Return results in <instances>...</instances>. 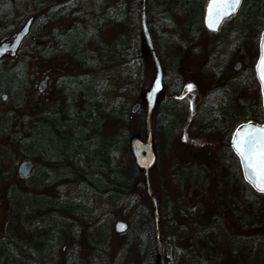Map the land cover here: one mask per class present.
<instances>
[{"label": "trees", "instance_id": "trees-1", "mask_svg": "<svg viewBox=\"0 0 264 264\" xmlns=\"http://www.w3.org/2000/svg\"><path fill=\"white\" fill-rule=\"evenodd\" d=\"M25 1H32V8L25 10ZM206 1L147 0L148 26L165 69V84L171 77L175 81L159 93L153 117L157 159L159 163L167 160L161 175L162 193L157 196L158 234L154 201L144 168L136 160L129 127L132 102L150 88L144 79L146 60L153 61L142 28V0H0V24L9 29L34 15L31 31L19 49L28 54L14 63L4 64L0 59V136L17 148L0 141V179L13 173L18 159L35 161L24 185L10 183L4 189L10 211L0 238V264H57L64 243L70 245L64 264H87L73 245L77 237L98 261L110 254L113 220L119 214L129 227L122 232L111 264H158L159 235L161 264H264V192L244 179L230 144L242 122L264 117L254 65L259 55L258 34L264 30V22L256 26L264 18V0H243L222 30V35L238 36L235 45L249 48L254 63L245 73L232 68L216 73L204 69L212 95L194 107L186 84L179 80L185 54L202 51L196 43L206 30ZM57 17L69 18L70 24L54 28L45 44L36 33L44 22ZM223 42L224 36L217 45ZM32 53L67 57L77 65L75 72L58 80L64 105L35 115L26 108ZM112 77L120 84H112ZM109 90L114 91L109 94ZM3 92H8L7 110L2 107ZM144 112L143 107L138 111L146 127ZM183 132L224 136L219 153L236 158L240 182L254 194L233 201L238 224L242 230L262 227L263 231L239 234L219 215L203 222L186 206L184 183L207 186V174L201 165L183 166L171 156ZM230 188H225L227 200ZM189 218L192 226L185 222Z\"/></svg>", "mask_w": 264, "mask_h": 264}, {"label": "rangeland", "instance_id": "rangeland-1", "mask_svg": "<svg viewBox=\"0 0 264 264\" xmlns=\"http://www.w3.org/2000/svg\"><path fill=\"white\" fill-rule=\"evenodd\" d=\"M25 7V10L32 8V1H25ZM15 11L18 12V9ZM68 19L69 18L57 17L56 19L50 21L48 20L47 22H44L42 27L38 25V28L40 26V29L36 34L42 37L40 39L46 44L54 28L70 24ZM263 22L264 18L260 19L256 23V26L259 27ZM23 24L24 23L20 26L18 25L15 29H9L8 27L0 24V41L10 37L13 32L18 30ZM223 25L217 32H213L212 34H208V30L206 29L200 35L199 40L196 43L200 46V50L202 51H199L198 49L189 50L183 59L184 73L182 72L183 74L180 77L179 83L186 84L185 89L187 90L188 96L191 98L194 107L199 105L203 97H210L212 95L211 93L213 89H209L207 86L209 83V75L203 74L204 69L207 68L209 72L213 70L214 73H216L222 69L232 68L236 72L245 73L248 66L251 63H254L252 55L249 53V48L247 50L235 45V41L238 38L237 35H222L223 27L227 26ZM255 35L256 33L254 32L252 36ZM258 35L260 41L261 32ZM222 36H224L225 42L217 45V42ZM27 52L28 51H24L23 53L18 52L15 56L5 55L2 59L3 63H14L16 60L22 59L23 56L27 55ZM31 55V90L26 108L29 110L30 115H35L40 113L45 108H50L51 106L61 107L64 105V97L58 88V80L63 75L75 72L77 65L67 57L44 58L35 53H32ZM237 62H240L239 68H236ZM255 64L256 61L254 65ZM46 75H49L47 86L44 91H40L38 86ZM227 76L229 75L227 74ZM154 77V62L152 59L150 61V59L147 58L144 72L146 84L149 83L151 86ZM109 81L115 85L120 84L117 81V78L114 77L110 78ZM174 82L173 77H171L167 80L166 85L168 87L173 86ZM189 84L194 85V87L189 89ZM112 91L114 90H109V94H111ZM136 100H140L142 102L143 110L146 112V91L143 93L141 98H137ZM4 102L5 103L2 104V107L6 110L9 109L10 105L7 100H4ZM145 112L144 114H146ZM129 127L131 131H133L134 138H141L143 140L146 139L147 129L144 127L138 112L132 115ZM185 136H187V139H185ZM223 137L224 136L215 132H206L199 135H188L183 132V134H180L176 142L173 144L171 148V156H173V158L180 165L191 166L193 164H199L206 170L207 174V186L197 182L187 181L184 183L183 196L185 198L186 206H188L191 211H195L197 213L196 218H200L203 222L210 221L214 215H219L231 231L239 234H251L253 232L257 233L258 231H263L262 227H249L246 230H242L238 224L239 220L234 214L235 211L232 207V203H234L233 201H238L240 196H254V194L247 184H241L239 167L236 158L231 154L227 156L226 154L219 153L223 146ZM0 141L9 143V145L17 151L16 146H14L9 139L0 136ZM21 160L22 159L17 160V166L13 173L7 174L0 179V238L5 235L6 224L10 211L8 198L5 195L4 189L10 183H18L21 185L25 184L24 178L20 177L17 172V168ZM166 161V158H163L161 160L162 163H159V160L157 159L156 164L151 171L150 181L156 196H161L162 193L163 184L161 182V175ZM223 161H225V163ZM221 163H223L224 166L221 165ZM227 186L231 187L227 190L231 196L229 197L230 201L226 199L225 195V188L227 189ZM174 189L176 190V187H174ZM120 218L127 220L119 214L113 220V229L115 221ZM185 222L191 226L194 223L190 218L185 219ZM122 239V233L117 232L114 229L110 254L98 261H95L90 256V249L79 237H77L73 245L76 250L82 253V258L87 260V264H111L115 261L116 252ZM69 246L70 245L68 243L63 244L57 264H64L65 254L68 252Z\"/></svg>", "mask_w": 264, "mask_h": 264}, {"label": "water", "instance_id": "water-1", "mask_svg": "<svg viewBox=\"0 0 264 264\" xmlns=\"http://www.w3.org/2000/svg\"><path fill=\"white\" fill-rule=\"evenodd\" d=\"M243 2V0H242ZM241 2V4H242ZM241 6V5H240ZM239 6V8H240ZM212 8V19L213 21H215L216 16H215V3L214 0H207L205 7H204V13H203V21H204V25L205 27L210 30V31H218L223 22L225 21L226 18L232 16L233 14H235L238 9H236L234 12H232L230 15L225 16L223 18V20L219 21L218 26L217 27H212L209 24V8ZM147 0H142V28L145 34V37L147 39L148 42V46H149V50L153 56V62L155 65V77L154 80L150 86V88L147 90V94H146V129H147V136L146 139L143 140L141 138H134L133 140V151L136 157V160L141 164V166L144 168L145 174H146V182H147V187H148V191L150 192V195L153 198L154 201V206H155V213H156V218H157V226H158V234H159V200L157 198V196L154 193V190L152 188L151 185V181H150V169L151 167L154 165V163L156 162V158H157V154L155 151V147H154V138H153V126H152V114H153V110L154 107L157 103V99H158V95L159 93L165 88V69L162 63L161 58L158 55L157 52V48L155 46L154 40L152 38V34L150 31V28L148 26V18H147ZM34 20V15L29 16L26 21L24 22V24L15 32H13V34L0 41V59L6 55H12L15 56L22 43L23 40L26 38V36L30 33L31 31V26ZM261 37H264V30L262 31ZM260 50H259V56L257 58L256 64H255V70H256V74H257V78L260 82V87H261V94H262V104H263V108H264V83L261 82L259 74H258V70H257V64L262 52V48H261V39H260V44H259ZM240 67V62L236 63V68ZM49 79V75H46L45 78L40 82L38 89L40 91H44L46 86H47V82ZM8 99V93L4 92L3 93V100H7ZM142 107V102L140 100H136L131 104L130 107V111H131V116L134 113H137L140 108ZM251 121L252 125H264V117L263 120L261 121H255V120H247L242 122L239 126H237L232 135H231V139H230V144L234 150V152L237 154L239 161H240V165L242 168V173H243V177L244 179L258 192H264V191H260L259 188L257 186H255L252 181L249 180L248 178V168L243 160V158L240 156V154L236 151V138H237V132H240V139L244 138V135L246 134V132L250 131L249 128L246 127V125L248 124V122ZM35 164V161L33 158H24L21 160V162L18 165L17 168V172L18 175L20 177H26L31 170L33 169ZM129 227V222L125 219H117L115 221L114 224V229L117 232H124L128 229ZM162 241L160 239V235H159V253H158V264L160 263V256H161V252H162Z\"/></svg>", "mask_w": 264, "mask_h": 264}, {"label": "snow or ice", "instance_id": "snow-or-ice-1", "mask_svg": "<svg viewBox=\"0 0 264 264\" xmlns=\"http://www.w3.org/2000/svg\"><path fill=\"white\" fill-rule=\"evenodd\" d=\"M242 0H214L215 16L212 19V8H209V24L212 27H217L219 21L223 20L225 16L230 15L241 5ZM262 52L257 64V70L262 83H264V37H261ZM189 89L194 85L189 84ZM250 131L246 132L243 139H240V132H237L236 151L243 158L248 168V178L252 183L264 191V125H252L249 121L246 125ZM187 139V136H185Z\"/></svg>", "mask_w": 264, "mask_h": 264}, {"label": "flooded vegetation", "instance_id": "flooded-vegetation-1", "mask_svg": "<svg viewBox=\"0 0 264 264\" xmlns=\"http://www.w3.org/2000/svg\"><path fill=\"white\" fill-rule=\"evenodd\" d=\"M156 104H157V103H156ZM155 106H156V105H155ZM154 110H155V107H154ZM154 110H153V114H152V121H153V117H154ZM145 113H146V112H145ZM145 115H146V114H145ZM152 123H153V122H152ZM34 166H35V164H34ZM33 168H34V167H33ZM32 170H33V169H32ZM32 170H31V172H32ZM31 172H30V173H31ZM30 173H29V174H30ZM29 174H28V175H29ZM28 175H27V176H28ZM27 176H26V177H27Z\"/></svg>", "mask_w": 264, "mask_h": 264}, {"label": "bare ground", "instance_id": "bare-ground-1", "mask_svg": "<svg viewBox=\"0 0 264 264\" xmlns=\"http://www.w3.org/2000/svg\"><path fill=\"white\" fill-rule=\"evenodd\" d=\"M4 93V92H3ZM8 93V92H7Z\"/></svg>", "mask_w": 264, "mask_h": 264}]
</instances>
